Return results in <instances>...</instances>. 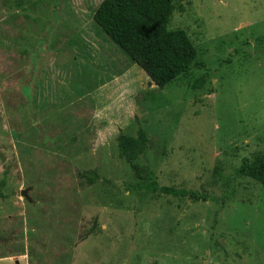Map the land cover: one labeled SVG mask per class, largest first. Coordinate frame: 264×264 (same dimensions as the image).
Returning a JSON list of instances; mask_svg holds the SVG:
<instances>
[{
  "label": "rangeland",
  "instance_id": "374dc122",
  "mask_svg": "<svg viewBox=\"0 0 264 264\" xmlns=\"http://www.w3.org/2000/svg\"><path fill=\"white\" fill-rule=\"evenodd\" d=\"M99 1L0 0V264H264V187L233 174L264 157V0H180L199 64L163 88ZM139 128L133 163L204 200L128 188L116 136Z\"/></svg>",
  "mask_w": 264,
  "mask_h": 264
},
{
  "label": "trees",
  "instance_id": "16d2710c",
  "mask_svg": "<svg viewBox=\"0 0 264 264\" xmlns=\"http://www.w3.org/2000/svg\"><path fill=\"white\" fill-rule=\"evenodd\" d=\"M179 1L100 0L92 12L94 23L105 36L158 88H163L199 64L196 49L186 32L182 28L169 27L172 12ZM146 140L140 128L135 136L124 133L116 136L117 155L131 163L132 173L138 178L129 183L128 188L172 197H187L192 201L204 200L205 197L195 189L158 184L150 169L140 168L133 163ZM142 170L145 171L144 176L140 175ZM233 174L249 178L264 187V157L258 155L252 160L242 158ZM79 175L84 177L86 184H91L97 178L94 169L80 171ZM219 180L224 185V193L219 198L220 203H223L230 199L232 193L228 178L220 175Z\"/></svg>",
  "mask_w": 264,
  "mask_h": 264
},
{
  "label": "water",
  "instance_id": "95a60500",
  "mask_svg": "<svg viewBox=\"0 0 264 264\" xmlns=\"http://www.w3.org/2000/svg\"><path fill=\"white\" fill-rule=\"evenodd\" d=\"M19 193L24 196L28 201L30 200L29 197L27 196L26 194V189H20L19 190Z\"/></svg>",
  "mask_w": 264,
  "mask_h": 264
},
{
  "label": "crops",
  "instance_id": "0c3cea01",
  "mask_svg": "<svg viewBox=\"0 0 264 264\" xmlns=\"http://www.w3.org/2000/svg\"><path fill=\"white\" fill-rule=\"evenodd\" d=\"M5 258H6V259H8V258H9V256H5Z\"/></svg>",
  "mask_w": 264,
  "mask_h": 264
}]
</instances>
